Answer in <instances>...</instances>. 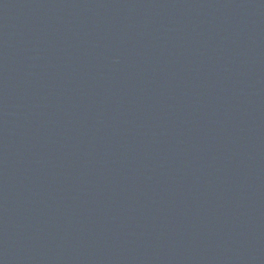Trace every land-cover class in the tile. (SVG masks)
<instances>
[{
  "label": "water",
  "instance_id": "95a60500",
  "mask_svg": "<svg viewBox=\"0 0 264 264\" xmlns=\"http://www.w3.org/2000/svg\"><path fill=\"white\" fill-rule=\"evenodd\" d=\"M0 264H264V0H0Z\"/></svg>",
  "mask_w": 264,
  "mask_h": 264
}]
</instances>
